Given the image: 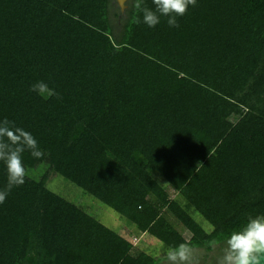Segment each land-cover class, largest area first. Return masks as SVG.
Listing matches in <instances>:
<instances>
[{
	"label": "trees",
	"instance_id": "obj_1",
	"mask_svg": "<svg viewBox=\"0 0 264 264\" xmlns=\"http://www.w3.org/2000/svg\"><path fill=\"white\" fill-rule=\"evenodd\" d=\"M127 5L0 0V121L44 152L25 151V183L0 204V264H156L50 189L53 174L170 248H202L197 264L264 214V0H197L178 28ZM38 81L59 98L30 91Z\"/></svg>",
	"mask_w": 264,
	"mask_h": 264
},
{
	"label": "clouds",
	"instance_id": "obj_2",
	"mask_svg": "<svg viewBox=\"0 0 264 264\" xmlns=\"http://www.w3.org/2000/svg\"><path fill=\"white\" fill-rule=\"evenodd\" d=\"M154 9L144 6L143 0H131L132 6L142 13L143 23L154 28L161 17H167L169 27L178 28V17L187 13L189 6H197V0H152ZM139 22V21H138ZM30 91L44 99L59 94L49 88L44 81L34 83ZM29 151L34 158H41L44 152L39 142L21 127L6 118L0 121V160L7 166L8 180L4 190H0V204L14 187L22 186L28 175L23 164V154ZM213 249L219 247L217 264H264V214L249 217L246 224L222 239L210 242ZM156 264H197L193 246L185 241L169 248L163 255L154 256Z\"/></svg>",
	"mask_w": 264,
	"mask_h": 264
},
{
	"label": "rangeland",
	"instance_id": "obj_3",
	"mask_svg": "<svg viewBox=\"0 0 264 264\" xmlns=\"http://www.w3.org/2000/svg\"><path fill=\"white\" fill-rule=\"evenodd\" d=\"M47 183L50 189L68 197L72 201H75L80 206L87 209L91 214L95 215L99 220L103 221L106 225L121 231L133 244L140 246L148 253L154 256L163 255L170 248L154 235L138 231L127 224L125 219H123L117 211L62 175L53 174ZM169 190L171 198H175L181 204L185 202V199L181 194L173 189L169 188ZM184 235L186 238H190L192 233L187 230ZM202 251H204L202 248L194 249L195 254H200ZM112 258L114 259L113 256Z\"/></svg>",
	"mask_w": 264,
	"mask_h": 264
},
{
	"label": "water",
	"instance_id": "obj_4",
	"mask_svg": "<svg viewBox=\"0 0 264 264\" xmlns=\"http://www.w3.org/2000/svg\"><path fill=\"white\" fill-rule=\"evenodd\" d=\"M117 2L122 10H125L128 7L127 5L128 0H117Z\"/></svg>",
	"mask_w": 264,
	"mask_h": 264
}]
</instances>
